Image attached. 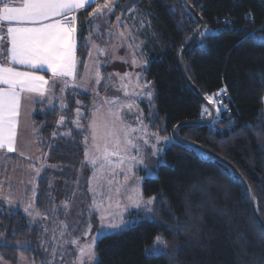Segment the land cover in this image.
<instances>
[{
	"label": "trees",
	"instance_id": "trees-1",
	"mask_svg": "<svg viewBox=\"0 0 264 264\" xmlns=\"http://www.w3.org/2000/svg\"><path fill=\"white\" fill-rule=\"evenodd\" d=\"M187 1L206 24L185 53L188 75L207 99L212 97L213 104V95L227 90L231 114L219 111L213 124L182 126L179 135L216 153L241 172L264 222V0ZM95 7L93 4L79 12L78 71L85 69L92 42L111 44L118 40L120 28L127 30L132 24L133 36L149 60L144 79L155 88L152 106L141 103L146 123L172 141L164 149L156 175L143 182V196L156 198L153 212L149 215L143 208L131 209L127 215L134 220L126 228L98 239L97 258L92 264H264V228L241 178L219 158L173 136L177 124L209 115L207 106L187 83L179 59L199 27L198 19L182 0H114L112 11L90 17ZM104 68L102 72L107 73ZM70 89L65 93L67 110L45 102L37 105L41 160L47 157L58 168L41 172L37 206L49 208L51 193L58 191L61 200L71 190L80 191L85 210L78 219L85 221L92 214L86 201L88 188L83 182L78 188L74 184L79 181L94 97ZM77 100L85 102L80 119L83 130L75 124ZM40 106L51 110L44 115ZM153 114L154 122L149 119ZM61 116L66 117L70 135L59 134L50 140ZM70 210L69 217L48 225L32 222L21 209L0 208L2 259L18 264L23 255L36 264H49L59 256L60 264L67 258L73 263L78 258L77 249L67 246L60 234L64 222L74 221L77 211ZM157 235L167 241V247L159 245L161 253L153 255L146 250L153 247ZM74 237L77 239L79 233Z\"/></svg>",
	"mask_w": 264,
	"mask_h": 264
},
{
	"label": "snow or ice",
	"instance_id": "snow-or-ice-1",
	"mask_svg": "<svg viewBox=\"0 0 264 264\" xmlns=\"http://www.w3.org/2000/svg\"><path fill=\"white\" fill-rule=\"evenodd\" d=\"M92 4H96V7L89 14L90 17L112 11L114 0H106L103 6L98 3V0H0V150L19 152V156H24V151L17 147V129L22 109L25 105L36 102L37 99L40 102L46 99L47 104L53 106L56 99L54 90L57 85L60 86L61 92L69 87L88 88L99 96L98 89L89 85L98 86L104 80L103 87L107 89L110 83L114 84L112 78L115 75L120 78V90H124V82L130 79V74L120 76L119 73H109L105 77L101 74L97 61L93 62L91 69L85 65L83 73L78 71L81 61L76 54L78 27L75 13ZM116 19L118 23L121 22V17L117 16ZM261 31H264V27ZM118 35L122 39H135L132 36V30L119 32ZM84 46L87 47V44ZM131 48L132 46L129 45L130 50ZM89 56L91 58V53ZM132 63L136 61L133 60ZM42 71L51 72V82L46 80L44 75L39 74ZM149 84L143 85L142 88H148ZM137 87L141 86L137 85ZM144 94L150 99L153 96L151 91L125 92L123 98L104 96L93 102V108L88 117L89 135L85 137V145L86 155L94 169L99 166V171L103 173L105 168L115 170L122 169L124 166L131 168L137 164L143 165L139 151L140 141L143 135H147L143 124L145 117L137 107L138 127L133 128L126 122L123 114L125 109L131 112L135 107V98ZM60 99L59 107L61 110H67L63 98ZM209 99L211 100L212 97ZM77 104L79 105L80 102L77 101ZM219 111L220 109L217 108V112ZM155 115L149 117L153 122ZM82 117L84 113L81 112L80 107H77L75 124L81 130H83L80 124ZM64 122L65 117L61 116L58 124H64ZM137 133L143 135H137ZM64 135H70V133H64ZM152 135L156 136L157 143L161 139H169L161 138L155 133ZM134 148L137 150V155L130 154ZM161 151L162 149L156 145L152 146L154 156ZM113 157L118 159L114 162ZM40 171V168L35 169L37 175ZM0 199L5 198L0 196ZM128 199L136 208L143 205L147 212H153V209L148 206L153 204L155 197L148 201H142L138 196H129ZM7 202L13 203L11 198H7ZM25 211L29 212V209L26 207ZM29 215L32 213L29 212ZM101 227L118 229L121 225L101 224ZM2 236L3 233H0V237ZM98 236L99 230L97 238ZM159 245L166 248L167 241L157 235L153 247L146 251L157 255L162 251ZM53 255L55 256V248ZM96 258L93 242L86 254L83 249H80V256L74 264H92ZM0 264H2V257H0Z\"/></svg>",
	"mask_w": 264,
	"mask_h": 264
},
{
	"label": "rangeland",
	"instance_id": "rangeland-1",
	"mask_svg": "<svg viewBox=\"0 0 264 264\" xmlns=\"http://www.w3.org/2000/svg\"><path fill=\"white\" fill-rule=\"evenodd\" d=\"M128 30H132L133 36L135 28L132 26V24L127 28V30H125V27L123 29L120 28V31H118V33L122 31L127 32ZM100 44L101 43L95 41L91 43L89 50V53H91V58L88 54L85 65H87L88 68L91 69L93 67V62L97 61L99 63L101 74L105 77L109 73H119L120 76H124L126 73L130 74V79H126L124 82V90H120V78L119 76L115 75L112 78L114 84L110 83V86L107 89L103 87V85L105 84L104 80H102L100 82V85L98 86L89 85V87H96L98 89L99 96H97L93 91H90L88 88L69 87L68 89H78L82 92L92 94L94 97L93 102L104 96L111 98H123L125 92L139 93L143 91L146 93L147 91H151L153 93L151 99L146 94L138 95L134 100L135 107L132 109V111L128 112L127 109H125V112L123 114L124 119L133 128H136L138 127L136 119V108L138 107L141 110V114L145 117V114L142 111V108L145 107L143 104L149 102L152 106L155 94V88L153 84L151 82L149 84V81H147V79H144V69L145 67H148L149 60L141 49V43H139V41H137L136 39H122L118 35L117 41H111V44L110 42H105L102 45ZM129 45L132 46L131 50L129 49ZM133 60H135L136 63H132ZM103 67L108 70L107 73L102 72ZM145 84H149V87L146 89L142 88V86ZM137 85L141 87H137ZM68 89H66V94ZM70 91L72 90L70 89ZM54 92L56 97L54 102H57V104L60 105V98L62 97L63 103L66 104V95L64 94V91L61 92L60 88V92L56 89L54 90ZM77 101L80 102L79 105L77 104ZM77 101L75 102V111L77 107H80L81 112L84 113L85 102L83 100ZM146 106L149 107V105L147 104ZM40 107L41 108L39 110L42 112V114H44L47 110H51L46 106ZM63 111L61 112L64 113ZM218 117L219 116L216 117V120H218ZM143 124L145 125V131L147 135L137 133V135H143V139L140 141L139 151V157L143 159V165L137 164L136 166L131 168H129L128 166H124L122 169L116 168L115 170H113L112 168H105L104 172L101 173L99 171V166L94 169L89 162V157L86 155L85 148L83 163L81 168L79 169V181L74 184V186L78 188L82 185L83 182V184L86 185V188H88L87 192L89 193V199H87L86 201L89 203L90 210L92 211L90 212V214H92L89 217L87 216V219L85 221H82V219H78L80 214H82L85 210L83 206L85 204L83 200V193L81 194L80 191L74 192L73 190H71V194L69 196H64L65 198L61 200L60 197H62V195L58 193V191L55 193L56 196L54 193H51L53 200L47 204L49 208H44L41 210L37 206V200L39 198L38 181L41 172L43 173L46 168L51 169L52 172L54 170H58L57 165L53 162H50L47 157H44L43 160H41V157L36 158L35 160L38 162L32 163L33 165L31 164L30 160L27 162L25 159H23L25 164L21 166V161L23 162V160H19L16 153L10 154L9 158L7 159L6 155L2 153L0 154V186H2V190H0V196L5 198L0 199V208L7 209L11 207L13 208V210L21 209L32 222H40L47 223L48 225H53L54 223L58 224L56 221L59 220V218L64 219L69 217L71 215L70 208L73 207V209L77 211L73 215L74 221L72 222L71 220L70 224H68L67 222H64L62 224L64 229L61 232L63 233V236H61V238L63 239V241H67V246H69L70 248L76 247L75 249H77L78 252L77 257L80 256V249H83L86 254L89 246L93 245V242L95 251L96 243L101 236H103L104 234L120 231L126 228L128 226V223L134 220L127 215L131 209L136 208L132 201L128 199L129 196H138L142 201H148L149 199L153 198L143 196V182L147 177L156 175L157 165L160 163L164 149L171 143L172 138L168 137L169 139L167 140L161 139L159 143H157L156 136H153L152 134L158 133L150 129L145 119L143 121ZM66 125L67 124L65 117L64 124L57 123V129L52 133L50 140L58 137L59 134L68 133V131L66 130ZM81 125L84 128V125L82 123ZM35 127L37 129V133L39 134L38 126ZM77 129L81 130L80 128ZM158 136L161 138L164 137L160 136L159 134ZM88 143L90 145L91 141L89 140ZM153 145H156L158 148L162 149V151L155 156L152 153ZM130 154L137 155V150L135 148L132 149ZM112 159L115 162L118 158L113 157ZM36 168H40L42 170L40 171L39 175H37L35 172ZM51 177L52 174L49 175V178ZM51 187L54 188V186ZM33 192H35V196H33ZM7 198H11L13 203L9 204L7 202ZM26 207L29 209V212H31L32 215H29V212L25 211ZM148 207L153 209L154 202ZM141 208L145 210L143 205L137 209ZM36 213H39V215H36ZM147 213L149 215L151 214L149 212ZM75 218L77 220H75ZM78 221L84 223L83 225L79 223L81 225L80 231H78V227H80V225L77 224ZM74 223L77 225H75ZM101 224H120L121 227L118 229H113L110 227L102 228ZM82 230L84 233H81ZM98 230L99 236L97 238ZM74 233H79V237L77 239L76 237H74ZM70 236L72 237V239L70 238ZM2 238L3 236L0 237V240H2ZM21 257H23V259H21ZM21 257L19 258L18 264H36L29 257L23 255ZM67 259H65L62 264H74V262L77 260L75 259L73 263H71ZM53 260L54 262L52 264H60L59 256L54 257ZM2 264L10 263H7L2 259Z\"/></svg>",
	"mask_w": 264,
	"mask_h": 264
},
{
	"label": "water",
	"instance_id": "water-1",
	"mask_svg": "<svg viewBox=\"0 0 264 264\" xmlns=\"http://www.w3.org/2000/svg\"><path fill=\"white\" fill-rule=\"evenodd\" d=\"M182 2L188 8V10L198 19L200 24H199V27L196 29V31L193 33V35L190 38L189 42L181 50V52L179 54V59H180L181 67H182V70H183V73H184V76L186 78L187 83L195 91V93L201 98V100L204 102V104L207 106V108L209 109V115L206 118L201 119V120L185 121V122H181V123L177 124L175 126L174 130H173V136L175 137L176 140H178V141H180V142H182L184 144L190 145V146H192L194 148H197V149H199L201 151H205V152L213 155L216 158H219L221 161H223L224 163L229 165L236 172V174L243 181V183H244V185L246 187V190H247V192H248V194L250 196L254 214L256 215V217L259 220L260 224L264 228V222L261 220V218L258 215L255 199H254L252 190L250 188V185L247 182V180L245 179V177L241 174V172L231 162H229L226 159L220 157L216 153L208 150L207 148L201 146L200 144H198V143H196V142H194L192 140L183 138L182 136L179 135L178 130L182 126H186V125L196 126V125H211V124H213V122L215 121V118H216V114H217V110H216L215 105L209 99H207L203 95V93H201V91L197 88V86L190 79V77L188 75V72H187L186 63H185V53L195 43V41L197 40L199 35L203 32L206 24H205V21L203 20L202 16L198 13V11L194 8L193 5H191L187 0H182Z\"/></svg>",
	"mask_w": 264,
	"mask_h": 264
},
{
	"label": "crops",
	"instance_id": "crops-1",
	"mask_svg": "<svg viewBox=\"0 0 264 264\" xmlns=\"http://www.w3.org/2000/svg\"><path fill=\"white\" fill-rule=\"evenodd\" d=\"M105 2L102 3V2H100V0H98V3L101 6H103L105 4ZM86 7H88V6H86ZM81 10H83V9H81ZM81 10H78L75 13V16L77 18L78 31H79V18L78 17H79V12ZM78 40H79V37H78V32H77V48H78V44H79ZM102 44H104V43H101L100 45H102ZM77 48H76V51H77ZM39 74L44 75L45 79L49 80L51 82L52 76H51L50 71H42ZM55 89L60 92V86L59 85H57ZM65 93H66V90H64V94ZM43 102L47 103V100L45 99ZM38 103H40V101L37 99L36 102L32 103L31 105H25L24 108L22 109V113H21V117H20V123H19V127L17 129V134H18L17 147H18V149L24 151V153H25L24 156L23 157L19 156V152H7L6 150H0V154L2 153L4 155H6V159L9 158L10 154L16 153L18 155L19 160L25 159L27 162L30 160L31 164H32L36 158H39L41 156L42 146L40 144L39 134L37 133V129L35 127V126H37L36 121H35V115H36V112L38 110V106H37ZM55 104L58 105L57 102H54L53 105H55ZM0 159H1V157H0ZM24 164H25L24 160H23V162L21 161V166Z\"/></svg>",
	"mask_w": 264,
	"mask_h": 264
},
{
	"label": "built area",
	"instance_id": "built-area-1",
	"mask_svg": "<svg viewBox=\"0 0 264 264\" xmlns=\"http://www.w3.org/2000/svg\"><path fill=\"white\" fill-rule=\"evenodd\" d=\"M214 104L217 108L220 109V112H223L225 116L231 114L230 101L231 96L227 90L220 91L214 95Z\"/></svg>",
	"mask_w": 264,
	"mask_h": 264
}]
</instances>
